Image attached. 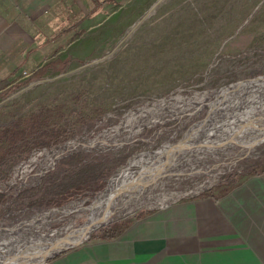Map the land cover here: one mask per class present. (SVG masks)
Segmentation results:
<instances>
[{
    "label": "rangeland",
    "instance_id": "rangeland-1",
    "mask_svg": "<svg viewBox=\"0 0 264 264\" xmlns=\"http://www.w3.org/2000/svg\"><path fill=\"white\" fill-rule=\"evenodd\" d=\"M70 15L77 23L86 18L76 38L62 44L37 70L13 83H0V128L18 117L25 122L24 140L11 157V173L8 178L0 173V192L8 196L0 205V233L16 231L12 240L35 232L64 236L83 226L90 218L88 209L120 169L156 156L172 160L176 145L217 122L227 120L220 127L232 133L246 125L264 126V103L255 107L257 101L264 102L262 91L261 99L236 106L235 116L226 112L224 117L226 104L206 103L214 98L213 92L235 88L232 83L255 79L241 87L248 90L264 84V0H125L91 16L73 7ZM154 105L162 108L153 115H134ZM53 132L57 134L49 137ZM85 141L96 145L65 148ZM8 147V140L0 142V157ZM28 147L34 148L26 155ZM254 148L236 144L229 154L193 159L182 177H167L163 185H154L141 204L112 216L113 221L93 230L86 241L106 226L129 224L138 213L199 196L240 167L264 163V142ZM75 154L84 155L85 162H122L112 163L103 188L95 193L49 206L45 179L63 175L70 167L62 161Z\"/></svg>",
    "mask_w": 264,
    "mask_h": 264
},
{
    "label": "crops",
    "instance_id": "crops-1",
    "mask_svg": "<svg viewBox=\"0 0 264 264\" xmlns=\"http://www.w3.org/2000/svg\"><path fill=\"white\" fill-rule=\"evenodd\" d=\"M124 1L0 0V83L37 70L77 37L86 18L72 22L73 7L91 16ZM235 171L199 196L138 213L114 238L41 264H264V163Z\"/></svg>",
    "mask_w": 264,
    "mask_h": 264
},
{
    "label": "bare ground",
    "instance_id": "bare-ground-1",
    "mask_svg": "<svg viewBox=\"0 0 264 264\" xmlns=\"http://www.w3.org/2000/svg\"><path fill=\"white\" fill-rule=\"evenodd\" d=\"M259 91H262V94H264V84L258 90H248L245 88L238 90H236L235 88L218 90L216 92H213L214 98L212 99L210 98L206 103L212 104L211 102L218 101L217 103L226 104L227 111L223 112L224 117L228 113H231L233 114V116H235L236 114H238V112L234 113V110L237 107L253 103L257 97L261 99L260 96L262 94H260ZM235 96L237 97L236 99L234 98ZM257 103L258 104L255 103V107L259 108L261 104L264 102L257 101ZM205 104L200 105L198 109L204 106ZM160 108H162V105H158V106L154 105L152 108L150 107L149 109H144L145 111L140 110L134 115H138L139 113H146V111L150 112L153 115V113ZM251 115L252 112H248V116ZM230 119L228 118V120ZM226 121L227 120L225 121L222 120L221 122H217L215 125H212L207 131H205L203 134L195 136L192 139L188 140L187 142L182 143L181 146L180 145L178 146V148L181 147L185 150L181 149L179 151L177 147H174L173 151L175 150V152H173L172 160L169 159L170 158L169 156H165V155H164L165 157H163V155L159 156V158L161 159V162L158 163L159 166L156 165V167L153 170L150 169V171L139 173L136 181H134L132 185L128 186L127 189L123 190L122 192L123 195L120 194L122 196H119L114 204H110V201L112 200L113 197V193L118 189V187L122 183H124L127 180L128 176H130L131 173L135 172L137 166H139L140 163L143 164L144 161L138 160L133 164L130 163L126 167L120 169L117 172V174L113 177V180L110 183L109 188L104 193L100 194L95 199L94 204L88 209L89 211H91L89 215L90 217L89 220L83 226L70 230L67 234H65V236L70 235L72 237H76V236L86 235L89 232V230L101 225L112 216H120L129 212L136 205L141 204V200L143 199L144 195H146L147 191L154 185L157 184L163 185L164 182L163 180L167 177H179V178L182 177V174L185 171L183 169L187 167L186 163L192 161L193 159L199 161V159L202 157H207L209 159L220 156L221 154H229L230 151L229 149L233 148L236 144L249 147L251 150V149H255L254 147H256L258 144L264 142V126H257L258 125L257 123H256L257 125H253V126L246 125L244 128H242V130L239 133H232L229 127L227 129H224L226 127L225 126L224 128L221 129L222 125ZM212 127L215 128L212 129ZM223 131H227V132L224 133ZM196 144L197 147L192 150L191 147H194ZM94 145H96L95 141L94 142L85 141V142L72 143V145H67L65 148L68 149L69 147L75 148L76 146L82 147V146H94ZM175 153L177 154L174 155ZM168 154L169 153H167V155ZM165 158L167 159L166 164H164ZM145 160L147 162L150 159L146 158ZM199 170L201 169L198 170L196 169V171L194 172H198ZM203 171H205V169ZM85 212L88 215L87 210H85ZM16 233H17L16 231L13 233H0V264H34V263L38 264L36 263L37 260H42L41 258L44 255L51 254V252H53V251H45L42 248L44 244L42 246H40V244L53 240L54 238L57 237V235H59V233L41 235L35 232L30 234L29 238L27 239L16 238L17 237L16 236L12 240L10 236ZM89 234L90 233H88L85 237H87ZM7 237H10L11 240L8 239ZM32 251L38 252V254H36L35 256H31V254L34 253Z\"/></svg>",
    "mask_w": 264,
    "mask_h": 264
},
{
    "label": "trees",
    "instance_id": "trees-1",
    "mask_svg": "<svg viewBox=\"0 0 264 264\" xmlns=\"http://www.w3.org/2000/svg\"><path fill=\"white\" fill-rule=\"evenodd\" d=\"M79 34V33H78ZM26 121V120H25ZM24 118L18 117L9 126L0 128V133H2L1 141L8 140L9 147L4 150L0 157V173L2 177L8 178L11 173V161L13 151L18 148L17 143L19 140H24L21 136L23 134L22 125L24 124ZM53 132L49 135H56ZM53 141L48 140L40 145H50ZM0 141V142H1ZM26 145V144H25ZM34 147H28L26 155ZM85 156L81 154H75L73 156L67 157L62 161V166L70 167V169L65 170L63 175L49 176L45 179L49 183L46 191L45 198H47L46 203L49 206H61L67 201L75 198H84L90 194L95 193L99 189L103 188L104 181L103 177L109 175L112 171L114 165L112 163H120L122 160H108L99 159L96 161L85 162ZM19 160V159H18ZM18 160H14L16 163ZM7 168V169H6ZM8 196L6 193L0 192V205L7 200ZM45 204V203H44ZM121 230V226L109 225L102 229L100 234L94 235L92 238H114L118 235Z\"/></svg>",
    "mask_w": 264,
    "mask_h": 264
},
{
    "label": "water",
    "instance_id": "water-1",
    "mask_svg": "<svg viewBox=\"0 0 264 264\" xmlns=\"http://www.w3.org/2000/svg\"><path fill=\"white\" fill-rule=\"evenodd\" d=\"M253 80H255V79H247V80H244L242 82L240 81L239 83H232L230 86H234L235 89L238 90V89H241L242 86L245 87V84L247 82L250 83ZM227 87H229V86H227ZM224 88H226V87H224ZM181 142H184V141H181ZM180 146H181V143H180ZM175 147H177V145ZM173 152H175V150L171 151L170 153H173ZM165 161L167 162L166 158H165ZM160 162H161V159L159 158V156H156V159L152 158V159L148 160L147 162L145 160L144 163L142 162L143 164L140 163V165L137 166L135 172L131 173V175L128 176L127 180L124 183H122L118 187V189L113 193V197H112V200L110 201V204H114L116 202L117 198L123 192V190L127 189L128 186L132 185L133 182L136 181L139 173L150 171L149 170L150 168L154 169L156 167V165H158V163H160ZM153 169H151V170H153ZM111 221H113V219L109 218L107 221H105L101 225L89 230L88 233H90V234L87 237H85V235L76 236V237H72L70 235L69 236L64 235V236H57L56 238H54L53 240H50L48 242L41 243L42 245L44 244L42 248L45 251H53V252H51V254L44 255L41 258L42 261L38 264L44 263L47 260L56 257L57 255H59L60 253L66 251V250H69L71 248H75V247L81 245L90 237L93 230L97 229L100 226L106 225V224L110 223ZM41 244H40V246H42ZM32 252H34V251H32ZM36 254H38V252L32 253L31 256H35Z\"/></svg>",
    "mask_w": 264,
    "mask_h": 264
},
{
    "label": "built area",
    "instance_id": "built-area-1",
    "mask_svg": "<svg viewBox=\"0 0 264 264\" xmlns=\"http://www.w3.org/2000/svg\"><path fill=\"white\" fill-rule=\"evenodd\" d=\"M24 74H27V72H24ZM28 75V74H27Z\"/></svg>",
    "mask_w": 264,
    "mask_h": 264
}]
</instances>
